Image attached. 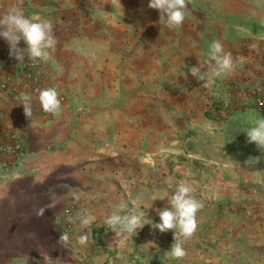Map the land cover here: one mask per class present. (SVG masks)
<instances>
[{
  "label": "crops",
  "instance_id": "0c3cea01",
  "mask_svg": "<svg viewBox=\"0 0 264 264\" xmlns=\"http://www.w3.org/2000/svg\"><path fill=\"white\" fill-rule=\"evenodd\" d=\"M13 7L50 20L56 45L47 59L25 53L37 62L25 67L0 37V132L15 133L26 152L20 162L14 153L0 161V264H83L78 251L90 254V264H112L115 247L101 249L94 227L121 203L151 202L148 171L158 153L148 139L192 117L203 87L190 68L207 71L214 40L225 51L264 44V0H188L182 25L171 29L148 0H0V17ZM19 46L27 47L23 39ZM49 87L61 99L56 114L39 101ZM22 94L30 97L31 117ZM67 208L96 215L86 244L79 236L89 229L78 221L66 228ZM242 247L235 259L183 258L264 264V240Z\"/></svg>",
  "mask_w": 264,
  "mask_h": 264
},
{
  "label": "rangeland",
  "instance_id": "374dc122",
  "mask_svg": "<svg viewBox=\"0 0 264 264\" xmlns=\"http://www.w3.org/2000/svg\"><path fill=\"white\" fill-rule=\"evenodd\" d=\"M229 52L232 71L207 86L200 82L203 89L196 91L199 101L192 117L168 124L162 138L148 139L153 143L148 147L158 153V159L152 156L154 169L148 171L150 199L154 194L170 195L185 181L203 204L195 232L183 241L186 255L197 262L220 255L224 259L223 253L231 256L243 245L264 240V149L248 142L246 133L264 118V44L230 45ZM213 65L214 61L207 71ZM135 205L153 223L160 219L156 209L169 206L167 197ZM93 230L101 249L114 245L108 253L112 264H195L167 254L174 230L161 233L148 223L135 235H118L105 223ZM76 261L90 264L91 256L78 251Z\"/></svg>",
  "mask_w": 264,
  "mask_h": 264
},
{
  "label": "clouds",
  "instance_id": "9594fccd",
  "mask_svg": "<svg viewBox=\"0 0 264 264\" xmlns=\"http://www.w3.org/2000/svg\"><path fill=\"white\" fill-rule=\"evenodd\" d=\"M187 3L188 0H148V7L159 10L160 23L171 29L182 25ZM0 37H3L9 44V55L19 63L25 61V53L29 59H47L49 50L54 49L56 45L52 22L48 19L26 16L20 7L11 8L0 17ZM21 39L26 42V48L19 46ZM210 49L211 61H214L211 70H202L201 67L195 65L190 68L192 75L204 81L206 86L211 84L215 77L229 73L233 69L232 54L225 51L219 40H214ZM19 99L24 106L25 115L31 117L30 97L22 94ZM39 101L45 112L56 114L61 109V99L54 87L40 90ZM246 133L248 142H255L258 148L264 149V118H258L253 126L246 129ZM165 197L168 198L169 206L156 209L160 219L155 223L151 221L145 211L138 210L135 202L131 209H128L126 203L119 204L115 211L104 218V223L118 235L121 233L135 235L137 230L142 229L146 223L151 224L161 233L174 230V242L167 250V254L172 258H182L186 255L183 241L195 232L197 228L196 215L203 204L195 197L193 185L185 181L178 182L174 192L170 195H152L151 202L157 198ZM74 199H78V197L74 195ZM150 206L151 204L147 208ZM44 212L45 209L40 208L37 215H43ZM72 219L78 221L82 228L89 229L88 233L79 236V243L86 244L91 235L90 226L97 220L96 215L90 209L84 208ZM60 239L67 242L68 233H61Z\"/></svg>",
  "mask_w": 264,
  "mask_h": 264
},
{
  "label": "built area",
  "instance_id": "2783aa9c",
  "mask_svg": "<svg viewBox=\"0 0 264 264\" xmlns=\"http://www.w3.org/2000/svg\"><path fill=\"white\" fill-rule=\"evenodd\" d=\"M36 65L37 62L35 61H27L25 60L23 62V65L25 67H29L30 65ZM30 76V75H29ZM1 89L6 88L5 83H1L0 85ZM6 153H14L15 159L17 162L22 161L26 157V152L24 150L23 145L21 142L17 139V136L13 132H7L5 134H2L0 132V161H2V157ZM68 220L65 224L66 228L72 227L74 224L77 223V221H73L72 217H75L78 213L73 211L72 208L66 209Z\"/></svg>",
  "mask_w": 264,
  "mask_h": 264
}]
</instances>
